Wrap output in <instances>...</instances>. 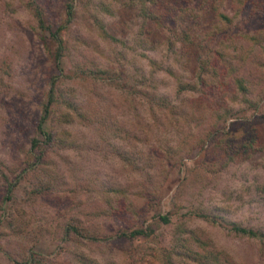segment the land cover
Listing matches in <instances>:
<instances>
[{
  "label": "rangeland",
  "instance_id": "374dc122",
  "mask_svg": "<svg viewBox=\"0 0 264 264\" xmlns=\"http://www.w3.org/2000/svg\"><path fill=\"white\" fill-rule=\"evenodd\" d=\"M24 1L0 0V264H22L36 252L41 255L30 264H83L74 258L78 249L99 262L164 264L162 246L186 227L207 237L211 248L229 254L232 264H264V240L230 228L236 222L264 230V0L249 2L225 32L216 31L219 22L213 11L181 22L165 14V25L157 27L153 20L142 22L128 0L113 1L114 12L105 14L103 22L121 41L103 38L87 17L90 6L81 1L64 35L71 44L62 61L65 73L71 75L80 60L90 64L93 58L112 70L123 69L122 81L134 84L129 91L128 86L84 73L65 77L62 88L73 92L94 121L71 123L81 145L46 149V162L21 173L15 198L2 209L4 177L15 180L34 159L31 137L37 134L50 75L57 72L51 42L44 43ZM37 2L48 21L63 17L66 0ZM221 8L232 12L225 0ZM255 30L260 31V43L241 36ZM144 50L173 70L168 72L167 64L155 73L158 92L152 82L136 80L150 66ZM201 64V89L177 90L173 75L192 79ZM234 76L244 78L250 100H230ZM155 93L167 95L169 105L152 103ZM58 108L55 104V113ZM114 146L135 157L123 160ZM53 161L60 184L28 196L38 173L53 168ZM113 181L127 187L136 212L107 211L102 191ZM200 208L214 214L216 222L196 215ZM166 212L169 223L159 219ZM70 214L78 215L89 233L109 239H60L59 224ZM148 224L154 227L148 237L116 234Z\"/></svg>",
  "mask_w": 264,
  "mask_h": 264
},
{
  "label": "trees",
  "instance_id": "16d2710c",
  "mask_svg": "<svg viewBox=\"0 0 264 264\" xmlns=\"http://www.w3.org/2000/svg\"><path fill=\"white\" fill-rule=\"evenodd\" d=\"M83 0H66L64 15L59 22L48 21L44 15L42 6L37 2V0H25L24 4L27 7H31L32 12L37 21L38 29L43 32L40 36L43 38L44 43H47V40L51 42V47L49 46V53L54 61V66L57 72H54L50 75L49 86L47 90L46 100L42 104V108L39 114V117L36 122V135L31 137L30 151L33 152L34 159L28 163V166L23 168L16 177L15 180H9L5 176V192L1 196V208L3 209L4 202H10L15 198L14 190L17 186V183L21 179V173L25 170L31 169L35 170L38 166H35L36 163H45L44 156L46 149L53 148L56 150H66L73 147H78L81 145L79 139L76 135H73L69 125L73 122H92L94 121V116L90 113V110L83 108L77 101H75V96L70 95L73 93L66 86L62 88V80L65 77H80L82 73L90 75L101 80L108 79L109 81L116 82V84H123L124 86L130 87L134 83L128 81H122L121 74L124 72L123 69H114L112 70L108 65H102L100 62L95 61L93 58L89 59L90 64L84 61H79L77 64V69L73 70L71 75L65 73L63 67V57L71 49V44L69 40L64 36L67 29L70 27L72 20L76 16V11H78V5ZM113 1L117 0H95L93 4L89 5L84 2L85 5L90 6L86 11L87 17L91 23L98 25L101 29V36L109 40H119L117 36H114L110 31L105 27L103 18L105 14H112L114 11V6L112 5ZM128 4L131 7H134L137 14L141 16L142 22L146 23L147 20H153L154 24L157 27L164 26L165 23L163 20L164 15H172L178 21H182L185 18H191L190 16H197L203 10L213 11L215 17L218 20L216 24V31L224 30L225 26L231 24L234 20V17L252 0H225L230 3L232 12L221 8L224 0H190L194 4H188L187 0H128ZM80 7V6H79ZM161 12V13H160ZM178 26V25H177ZM181 30H184L182 28ZM259 30L245 31L241 36L246 37L251 42L260 43L261 38L259 37ZM184 37L189 39V33L184 30ZM81 38V37H79ZM79 40V39H78ZM141 42H145L144 39H140ZM157 41V40H156ZM224 41V40H221ZM70 44V45H69ZM261 48L264 50V44L260 43ZM73 48H77L76 43L72 45ZM149 48H151L150 43H148ZM147 54V55H146ZM142 55H145L149 58L148 63L149 67L145 73L140 71L139 75L136 76V80L141 82L151 83L154 86L155 91L158 92V83L155 81V73L162 69L165 65V60L157 59L155 57H150L148 53L144 52ZM205 59H201L204 61ZM165 68L168 72L173 74L171 65H167ZM203 65H200L199 70H196L194 78L190 79L184 77L181 73H175L173 76L177 82V90L180 91H192L200 90L205 80L203 71ZM138 72V71H137ZM137 72L135 74H137ZM134 74V75H135ZM0 79L2 78V73L0 74ZM134 82V81H133ZM233 82L235 85L234 90L230 94L229 98L232 101L236 100H250L248 97V85L245 83L242 76H234ZM1 83V82H0ZM121 86V85H120ZM153 102L156 105L168 106L170 103L167 95H162L155 93L153 94ZM58 104L59 108L57 113L54 109V105ZM171 105V104H170ZM55 110V112H54ZM226 111V110H225ZM224 111V112H225ZM223 112V113H224ZM55 113L54 123L49 124L50 115ZM218 113V116H224ZM225 114V113H224ZM227 114V113H226ZM200 117V115H196ZM48 123V124H47ZM227 140V139H226ZM115 152H119L122 155L123 160L127 162L135 155L132 151H121L117 146H114ZM117 150V151H116ZM125 153V154H124ZM53 168L50 167L49 170L44 167L41 170V173H38L36 179L34 180V187L29 190L28 196L31 194L46 193L55 188L60 181L55 178V173L57 169L55 168L54 161L51 162ZM46 171H44V170ZM40 174V175H39ZM61 177V174H58ZM121 196H123L121 198ZM103 201L106 203L107 211L110 213L124 214L127 211L132 210L136 212L135 207H133V202L127 197V187L125 185L119 184L115 181L112 182L109 186L103 188L102 197ZM121 198V199H120ZM206 207V206H205ZM198 216H202L212 222H216L214 214L207 211L204 208L194 211ZM159 219L163 223L171 222V216L169 212L160 213ZM2 220V219H1ZM59 238L63 240L70 241H80L82 239H94L105 240L109 239V236H99L89 233L86 225L81 223V219L78 215H69L66 216L65 220L59 224ZM230 228L238 234L247 235V236H258L264 240V230L254 228L253 226L241 225L236 222H232ZM118 232V231H117ZM154 232V227L152 224L145 226L139 225L131 229H124L119 231L117 236L125 237H148ZM115 234V235H116ZM168 245H163V259L164 264H232L229 254L221 249L211 248V242L207 237H204L195 229H190L188 227L184 228L183 233L180 236L171 238L168 242ZM36 252V251H34ZM31 253L26 261H22V264H30L39 258L41 254ZM37 257V258H36ZM74 258L83 264H113L114 261L108 260L107 262H99L98 260L90 257L88 253H85L83 250L78 249L74 252Z\"/></svg>",
  "mask_w": 264,
  "mask_h": 264
}]
</instances>
